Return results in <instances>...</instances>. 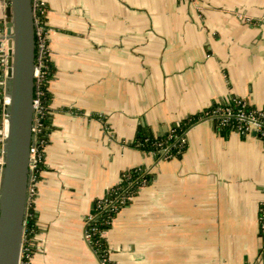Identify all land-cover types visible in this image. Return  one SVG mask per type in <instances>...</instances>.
<instances>
[{"label": "crops", "instance_id": "1", "mask_svg": "<svg viewBox=\"0 0 264 264\" xmlns=\"http://www.w3.org/2000/svg\"><path fill=\"white\" fill-rule=\"evenodd\" d=\"M47 8L51 121L29 264H100L86 220L139 167L155 168L104 235L110 262L264 264V140L200 122L180 157L157 162L136 145L234 98L264 109V0Z\"/></svg>", "mask_w": 264, "mask_h": 264}, {"label": "water", "instance_id": "2", "mask_svg": "<svg viewBox=\"0 0 264 264\" xmlns=\"http://www.w3.org/2000/svg\"><path fill=\"white\" fill-rule=\"evenodd\" d=\"M4 6L10 113L4 122L5 167L0 184V264H21L29 186L37 63L33 0H0Z\"/></svg>", "mask_w": 264, "mask_h": 264}, {"label": "built area", "instance_id": "3", "mask_svg": "<svg viewBox=\"0 0 264 264\" xmlns=\"http://www.w3.org/2000/svg\"><path fill=\"white\" fill-rule=\"evenodd\" d=\"M196 2L197 0H190ZM33 7L35 13V24H36V50H37V63L38 66L35 70V82L36 91L35 99L33 102L34 107V124L32 132L34 135V142L31 148V163H30V186H29V205L33 198L37 194V182L39 178V171L43 165L44 155V143L40 139L41 132L43 129V118L45 116V108L43 106V90L42 85L45 78V61L49 57V40L46 24L43 25L38 19L39 15H43L46 12L47 0H33ZM246 21H251L246 19ZM8 49L5 37V29L0 24V184L1 176L5 167V154L4 144L6 137L4 135V122L8 119L10 113L11 100L8 96L7 86L8 79L6 77V65H7ZM209 122L220 134L228 135L235 134L241 138L248 136H256L264 140V109L256 108L251 106L246 100L234 98L227 103H218L217 106H211L206 110L199 120L195 123ZM194 124V125H195ZM190 129V128H189ZM188 129V130H189ZM184 132L180 137H176L179 143L178 153H171V149L176 145L167 144L162 146L158 154H152L156 157V161L170 160L177 158V155L183 150L187 143V132ZM173 134L170 135V139ZM155 167L143 168L139 167L134 171L139 175L138 180H131L130 177L126 180L128 186L124 192H121L119 185L123 183L121 178L119 184L113 187L107 196L102 200H99L96 204L95 212L90 215L85 223V239L87 243L94 249L99 257L100 264H111L109 260V249L105 254L100 253L97 249L100 246L99 240H96L97 227L96 222L99 219V213L103 211H109L113 214H118L122 208L128 205V202L134 199L132 194L134 193V187L137 185L139 189H142L147 184V178L153 175ZM133 171V170H132ZM263 212V210H261ZM260 228L264 233V213L260 218ZM105 234H103L104 236ZM29 250L24 248L22 251L21 264H29L30 254L26 253ZM27 257V261L23 258Z\"/></svg>", "mask_w": 264, "mask_h": 264}, {"label": "trees", "instance_id": "4", "mask_svg": "<svg viewBox=\"0 0 264 264\" xmlns=\"http://www.w3.org/2000/svg\"><path fill=\"white\" fill-rule=\"evenodd\" d=\"M47 9L46 8V12L43 15H39L38 19L40 20V22L45 25L46 24V13H47ZM47 27V26H46ZM45 78L43 81V85H42V90H43V96H42V100H43V106L45 108V116L43 118V129L42 132L40 134L41 136V140L44 143V146L46 144V137L48 135V132L50 130V121H51V110L49 108L50 106V102H51V93L49 91V83L50 80L53 77V69L54 66L50 60V56L47 58V60L45 61ZM218 104H214L213 106H217ZM204 113V112H203ZM203 113L196 115V116H192L190 117L185 123H181L177 126H174L169 132H167L165 135L163 136H155L153 134L147 133V132H142L139 135V139L137 142V147L148 154H158L159 150H161V144L162 146H167V144L171 145H176V147L171 149V153H178L179 151V143L177 142L176 137H180L181 135L184 134V132H186L191 126H193L198 120L199 118L203 115ZM173 134V137L170 139V135ZM186 147V146H185ZM185 147L183 148V150L180 152V154L177 155V157H180L183 153V151L185 150ZM43 166V165H42ZM41 166V168H42ZM130 177L131 180H138L139 175L134 171L130 170L128 172H125L121 178H123V183L121 185H119V188L121 190V192H124L126 187L128 186L126 180V178ZM147 184L151 181V177L147 178ZM146 184V185H147ZM134 193L132 194V196H134V198L138 195L140 189L139 186H135L134 187ZM132 203V200L128 202V205ZM117 216V214H113L109 211H103L102 213H99V219L96 222V227H97V234L95 239L99 240L100 242V246L97 247L98 251L100 253H104L105 256H107V254L105 253V251L107 252V250L109 249L107 242L105 240V237L103 236V234H105L111 227L113 224V221L115 219V217ZM35 215L32 209H29L28 212V216L26 219V232H25V236H24V248H27L29 251L26 253L31 255V251H32V240L33 237L35 235ZM263 233V232H262ZM264 235V233H263ZM24 261H27V257L23 258ZM111 264H113L112 262H110Z\"/></svg>", "mask_w": 264, "mask_h": 264}, {"label": "rangeland", "instance_id": "5", "mask_svg": "<svg viewBox=\"0 0 264 264\" xmlns=\"http://www.w3.org/2000/svg\"><path fill=\"white\" fill-rule=\"evenodd\" d=\"M48 48H49V46H48ZM50 56V55H49Z\"/></svg>", "mask_w": 264, "mask_h": 264}]
</instances>
